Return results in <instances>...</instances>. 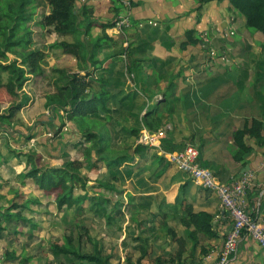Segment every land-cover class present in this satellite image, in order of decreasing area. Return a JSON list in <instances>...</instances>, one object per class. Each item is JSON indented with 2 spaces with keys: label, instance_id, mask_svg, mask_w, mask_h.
<instances>
[{
  "label": "rangeland",
  "instance_id": "rangeland-1",
  "mask_svg": "<svg viewBox=\"0 0 264 264\" xmlns=\"http://www.w3.org/2000/svg\"><path fill=\"white\" fill-rule=\"evenodd\" d=\"M115 1L118 2L121 11L122 7L123 10H126L124 3ZM127 2L130 4V0ZM198 3L200 2H197V5ZM34 4L36 6L35 16L30 22V26L34 31L35 41L31 48L46 50L41 60L44 73L41 76L28 74L18 100L15 102L21 103V106L12 119L11 127L0 128V168L3 169L1 175L8 176L10 183L13 184L4 189L6 196L0 195V208L9 205L10 199L13 197V193L9 192L10 189L20 192V201L30 200V203L22 210L27 222L20 227L8 224L9 231L0 232L3 235V238H0L3 250L7 253L10 251L11 254L19 253L21 255L23 253L24 264L28 261H34L36 264H58L60 260L67 261L68 257L54 256L50 250V244L62 243L65 235L70 234L74 238L75 245L79 246L82 251H90L92 245L96 244L105 254L111 256L110 264H128V260L131 264H137L139 258H141V264H157L158 261L163 264H178L172 258L177 250V243L168 233V228L173 229L177 236L185 235L186 231L182 229L178 220L180 211L176 210L175 205H170L172 203H164L163 199L166 202L167 198L172 199L168 194L170 192H167V188L171 186V174H173L172 179H178L183 175L187 177V175L170 163L165 166L160 162L159 153L155 149L150 150L144 159L135 155L132 160L135 164L132 167V174L127 175L124 171L116 180L111 179L110 172L104 164L100 163L96 168H92L87 162H84L80 173L87 181L89 193L106 196L113 201H118V205H121L118 212L116 210L111 212L112 217L109 221L101 215L100 211L90 207L89 200L84 201L80 208L73 206L59 209L54 193L43 190L28 177L27 172L34 163L39 167H49L60 165L66 159H82L79 146H75L73 143L78 140L76 137L80 132L79 126L74 121L68 120L64 111H53L47 103V95L56 91L54 81L59 76L56 69L66 68L72 73L76 71V66L72 59L70 60L72 56L68 54L69 59L59 60L58 56L62 50L49 46L50 43L47 42L51 39V32L40 28L38 24L42 13L48 11V6L44 0H34ZM202 13L203 25L194 29L193 32V37L198 40L197 43H188L184 48H181L180 44L187 41L184 33L176 37L174 42L179 53L182 52V49L185 52L182 57L180 53V56H175L173 59L177 57L178 61H184L183 66L188 69L170 71V68H167V71L159 72L161 79L166 80V77L170 79L171 74L197 79L198 77L211 76L210 73H217L222 86H219L220 93H214L213 98L225 104L223 108L230 111L233 120L242 126L245 122L250 123L253 117L264 121L263 34L247 27L241 13L233 8L228 0H214L207 3ZM191 15L196 16V11H191ZM131 22L132 25L126 32H133L134 36L137 31L143 33L150 25L159 28L164 26V23H160L157 19H146L136 23L132 15ZM139 23H144L145 26L138 28ZM189 23L191 26L194 25L192 19ZM154 32L156 31H152V34ZM125 37L128 38V33L120 39L127 42L126 46H130V39L128 41ZM163 37L165 42L169 41L167 36ZM164 39L162 38V40ZM45 50L43 51L45 52ZM8 56L9 59L15 58L11 53H8ZM18 63L24 68H28L27 64H21L20 58H18ZM133 72V77L137 78L136 70L133 69ZM142 72L147 74L148 81H150L149 70ZM165 92L167 91L165 90ZM161 97L157 94L155 98L153 97L152 103H156ZM179 101L174 100V105H178ZM182 101V103L179 102L178 110L181 104L187 105L185 99ZM12 104L13 99H5L1 102V109L6 110ZM143 104V108H146L145 100ZM197 104L198 102L195 105L197 106ZM144 112L142 111L141 115ZM129 114L131 113H120L121 122H118V128L121 124L135 128L141 126ZM124 116L126 117L123 118ZM185 119L186 121H183L179 117L177 121L190 124L191 128H188L186 132L187 139L173 142V149H183L187 144H193L199 149L198 142L195 140L199 136V132L194 129L198 127L200 117L194 115L192 119L187 120V117ZM60 126L62 129L57 135L55 132ZM220 128L222 130V127ZM171 129L173 130V127ZM171 129H168L167 134L172 132ZM118 136L116 147H125L134 139L127 137L126 134L123 135L122 132ZM207 136L208 134H202V137ZM247 140L260 151L264 149L260 148L255 140L250 138ZM3 159H12L15 169L2 168V164L6 163L2 162ZM123 165L118 167L121 169L131 168L129 164ZM141 176L149 182L147 187L138 185L137 182ZM102 180L113 181L118 193L97 186ZM73 185V196L84 194L85 191L80 182L76 181ZM8 193L9 199L7 198ZM128 193L134 195L144 193L151 194V196L131 201ZM106 212H110V209H106ZM2 224L6 226L7 223L2 221ZM82 226L88 230L87 233L82 229ZM5 235L9 243L5 242ZM142 248L146 250V255L141 257ZM28 257L30 259L26 261ZM187 258L184 262L188 264Z\"/></svg>",
  "mask_w": 264,
  "mask_h": 264
},
{
  "label": "trees",
  "instance_id": "trees-1",
  "mask_svg": "<svg viewBox=\"0 0 264 264\" xmlns=\"http://www.w3.org/2000/svg\"><path fill=\"white\" fill-rule=\"evenodd\" d=\"M44 1L48 6V11L41 15L38 22L40 28L49 33L55 32L58 35L72 36V42L60 41L54 43L52 47L60 48L63 53L74 56L78 65V70L72 73L66 68L56 69L59 75L54 81L56 91L47 95V103L53 111H64L65 117L79 126L80 132L76 137L78 140L73 143L75 146H79L82 159H66L60 165L49 167H39L34 163L27 175L40 188L54 193L59 209L73 206L80 208L84 201L89 200L90 207L100 211L101 215L109 221L112 217L111 212L113 210L118 212L121 205H118V201H113L106 196L89 193L87 181L81 175L80 169L84 162H87L92 168H96L102 163L110 172L112 180H116L124 171L127 175H131L132 167L135 165L132 162L135 155L144 159L153 149L137 141L141 129L145 127L149 131L156 132L162 128L164 123L173 117L174 100L179 98L174 97L171 92L174 86L172 77L168 80L167 85L161 89L157 78L152 77L148 81L149 77L142 72L139 63L141 59L136 57L134 51L139 46L144 49L150 43L147 40L140 42L138 47L131 48L130 44V46L123 48L120 54H124L125 58L121 57L119 67L111 66L96 75L95 68L89 69L87 61H90L91 64L96 63L94 60L96 47L100 45L101 41L108 38L105 29L113 26L116 18L101 24L102 35L95 38L93 47L88 54L78 28L79 14L88 17L87 10L83 8L81 12L77 11L76 0ZM213 1L198 0L200 6ZM228 2L241 13L247 27L259 31L264 36V0H228ZM35 10L34 0H0V128L11 127L12 119L21 106V103L15 102L18 100L28 74L41 76L44 73L41 60L45 52L41 49L31 48L35 40L30 22L34 19ZM153 29L156 32L152 36H148V40H153V36H158L157 28ZM193 32V28L184 32L187 41L180 44L181 48H184L188 43H197L198 40L193 37ZM140 34L138 32V36ZM161 38L164 39L163 36ZM8 53L13 54L15 58L9 59ZM18 58L21 59V64H27L28 68L21 66L18 63ZM133 69L136 70L137 78L133 77ZM79 70H84V73L79 72ZM158 70L159 72L166 70L164 63L159 66ZM171 75L175 77L174 74ZM155 89L164 94L162 93V97L158 101L155 99L156 103H152ZM5 99H13V104L3 110L1 109V102ZM144 100L147 104L146 108H143ZM160 105H162L161 109L159 108ZM142 111L145 112L141 115ZM122 112L131 113L129 115H132V119L138 121L141 126L135 128L121 124L118 128V122H121L120 113ZM115 114L117 115L115 116ZM61 129L62 126L55 133L59 135ZM120 132L123 135L126 134L127 137L134 138L125 147H116ZM247 138L255 140L260 148H264V121L262 119L253 117L250 123L245 122L242 127H235L232 130V157L234 161L244 164V156L253 149ZM173 142L170 137L165 136L161 139V148L166 152L176 151L173 149ZM158 155V159L165 166L170 163L162 154ZM122 164H124L123 166L129 164L131 168H119ZM76 181L80 182L85 192L73 196V184ZM137 183L140 187L149 185V182L142 176ZM97 186L118 193L114 182L111 180H102ZM184 187L185 184L179 186L174 202H171L170 205H175L176 210L180 211L178 220L186 234L177 236L173 229L168 228V233L177 243V250L172 258L178 264H187L184 262L187 258L185 257L187 239H191L193 242L192 251L200 246L201 252L206 254L210 248L205 249L202 243L216 237L213 215L203 210L196 211L192 203L187 202L183 195L179 196L180 192L181 194L184 192ZM10 192L13 193V197L10 199L9 205L0 208V232L9 231L7 229L8 224L20 227L27 222L22 210L28 207L30 200L20 201V192L16 189H10ZM128 196L132 201L146 198L151 194L134 195L128 193ZM163 202L168 203L165 199ZM106 209H110V212L107 213ZM2 221L7 223L6 226L2 224ZM82 229L86 233L88 232L84 226ZM50 250L54 256L68 257L67 261L60 260L58 264H110L111 256L105 254L96 244L92 245L90 251H82L79 246L75 245L74 238L70 234L65 235L62 243H51ZM144 255H146V250L142 248L141 257ZM29 259L30 257L26 258V261ZM137 261V264H141V258ZM127 262L131 264L129 260ZM157 264L163 263L158 261Z\"/></svg>",
  "mask_w": 264,
  "mask_h": 264
},
{
  "label": "crops",
  "instance_id": "crops-1",
  "mask_svg": "<svg viewBox=\"0 0 264 264\" xmlns=\"http://www.w3.org/2000/svg\"><path fill=\"white\" fill-rule=\"evenodd\" d=\"M197 2L198 0H130V13L136 23L146 19H157L160 23H164V26L162 28L156 27L158 36H153V40H148L147 38L148 36H152V31H154L153 28H155V26H148V29L139 36L138 31L134 36L133 32L125 31V34L123 32L118 33L114 26L107 27L105 29V34L108 38L101 41L100 45L96 47L94 53V60L96 63L91 64L90 61H87L89 69L95 68V74L99 75L100 72L109 69L111 66L119 67L121 57L125 58V55H121L120 53L127 45V42L120 38H123L128 33V38H125L128 39V41L130 39L131 48L138 47L140 42L146 40L150 42L144 49L139 46L134 52L136 53V57L141 59V61H139L141 69L145 72L149 70L148 73H150L151 79L152 77L157 78V82L160 84L161 89H163L170 79L169 77H166V80L161 79L158 70L161 64L164 63L166 69L170 68V71H173V69H181V71L183 68H185V70L188 69L183 66L185 62L178 61L179 59L177 58L180 56V53L182 57L185 50L182 49V52L179 53L177 45H174V42L176 37L183 35L187 29H196L203 25L202 12L207 3L202 5L203 8H201L202 6L199 7L198 5H200V3L197 5ZM117 3L118 2L115 0H76L77 11L81 12V10L85 8L88 13V17H85L81 13L78 17L80 37L83 43H85L88 54L93 47L95 38L102 35L101 24L113 20L119 13L124 11L123 7L121 11V7H119ZM191 7L194 8L191 10ZM191 11H196V16H192ZM200 11L202 12L200 13ZM191 19L192 22H194L192 26L189 23ZM162 36H167L169 41L165 42V39L162 40ZM50 37L51 39L47 42L50 43V47H52L54 43L60 41H73L70 35H58L55 32H51ZM52 48L61 50L57 47ZM60 54L62 55L60 56ZM60 54L58 56L59 60L65 61L69 59L68 54L63 52ZM175 56L177 57L173 59ZM71 59L76 66V70H78L77 59L74 56H72L70 60ZM56 60L58 59L56 58ZM166 62L167 64H165ZM79 71L81 72L84 70ZM210 74L211 76L205 78L198 77L197 79L190 78L189 76L183 78V76H178L176 74H174L175 77L172 76L171 80L172 83H174L171 89L172 94H174V97L179 98V102L185 99L187 105L181 104V110L179 109V111L177 108L180 103L178 102V105L176 104L177 107H174L173 120L169 119L163 126V137L168 136L174 142L187 139L186 132L191 126L186 122L178 123L177 119L181 117L183 121H186V117L187 120L192 119L194 115L200 117V125L198 124V127L195 128L194 131L199 132V136L195 140L199 145L201 163L212 170L213 173L224 182H228L231 178L239 175L244 170H252L256 175V181L253 187L248 190L247 202L249 209L253 206L258 207L264 221V149L260 151L259 148L257 149L250 142L253 149L244 156L245 163L234 161L232 157L233 146L231 132L235 127L240 128L242 125H239L233 120L229 110L223 108L225 104L213 98L214 93H220L219 86L221 83L219 82L220 80L217 73ZM162 93V91L155 89L153 97L155 98L157 94L162 96ZM196 102H198L197 106L195 105ZM174 117L176 118L174 119ZM219 125L222 127V130ZM171 127H173V130ZM168 129L172 130L169 134H167ZM202 134H208V136L202 137ZM2 162H6L2 164V168L15 169L12 164V159H3ZM2 170L3 169L0 168V195L4 196L6 193L4 189L6 186L9 187V185L11 186L13 184L10 183L8 176L1 175ZM185 174L187 177L183 175L178 179H172L173 174H171V186L167 188V192H170L168 194L172 199L169 200L167 198V202H174V197L178 193L179 186L185 184L184 192L182 194L180 192L179 196L183 195L187 202L192 203L196 211L203 210L213 215L216 237L202 243L203 246L205 249L219 246L222 243L226 231L231 225L230 219L226 211L222 208L217 194L211 190L197 186L191 180L190 176L187 173ZM8 197L9 193L7 198ZM1 236L3 235L1 234ZM4 238L5 242L9 243L6 235ZM192 244V240L187 239L185 257H188L186 259L189 261L188 264H208L209 261L205 259V254L201 252L200 246H197L192 251ZM2 246L3 245L0 244V264H24L23 253L21 255L19 253L11 254L10 251L7 253V251L3 250ZM5 247L8 248L7 246ZM25 264L36 263L34 261H28V263ZM230 264H264V249L252 238L246 237L240 243L237 255L232 259Z\"/></svg>",
  "mask_w": 264,
  "mask_h": 264
},
{
  "label": "built area",
  "instance_id": "built-area-1",
  "mask_svg": "<svg viewBox=\"0 0 264 264\" xmlns=\"http://www.w3.org/2000/svg\"><path fill=\"white\" fill-rule=\"evenodd\" d=\"M125 4L126 10L119 14L114 23L118 33L131 27L130 4L127 0H118ZM138 28L144 27L139 23ZM163 128L156 132L143 127L138 136V142L155 149L162 154L172 165L187 173L191 180L202 188L215 192L222 208L226 211L231 225L226 231L222 243L212 247L205 254L208 264H230L237 255L240 243L250 237L264 249V221L258 207L249 209L247 193L256 181L252 170H244L228 182L221 181L212 170L200 161L199 149L193 144H187L183 149L166 152L161 148ZM264 163V157H263ZM264 188V186H263ZM262 188V189H263Z\"/></svg>",
  "mask_w": 264,
  "mask_h": 264
}]
</instances>
